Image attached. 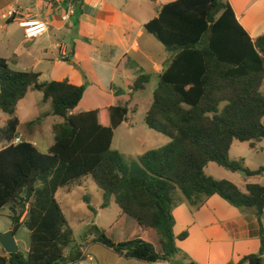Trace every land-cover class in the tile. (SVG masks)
I'll return each instance as SVG.
<instances>
[{"label":"trees","instance_id":"1","mask_svg":"<svg viewBox=\"0 0 264 264\" xmlns=\"http://www.w3.org/2000/svg\"><path fill=\"white\" fill-rule=\"evenodd\" d=\"M144 28L172 54L144 119L148 129L169 141L130 163L112 149V139L127 118L131 95L144 90L149 76L125 82L122 106L71 114L85 85L41 82L39 73L15 71L0 58V112L8 116L7 145L0 149V210L11 205L14 236L21 227L29 232L26 254H7L0 246V264L80 262V244L56 194L87 178L102 193L100 209L114 203L121 213L118 221L134 223L124 242H113L103 230L93 236L94 242L126 260H173L179 250L172 211L181 198L198 209L216 195L237 209H253L261 224L264 186L247 184L243 192L230 181L208 176L205 168L213 163L234 173L243 171L247 178L264 173V167L251 171L243 159H229L234 141L248 143L251 149L264 142V34L252 40L226 0H176L164 5ZM29 91L42 93L51 115L62 119L52 126L54 142L46 153L28 141L14 142L17 105ZM84 200L96 214L88 197ZM263 255L261 229L259 253L229 264H263Z\"/></svg>","mask_w":264,"mask_h":264},{"label":"crops","instance_id":"2","mask_svg":"<svg viewBox=\"0 0 264 264\" xmlns=\"http://www.w3.org/2000/svg\"><path fill=\"white\" fill-rule=\"evenodd\" d=\"M174 1L176 0H0V58L7 60L15 71L21 70L20 61L27 60L31 62V68L27 71L39 73L40 78L49 74L52 77L50 81L67 80L75 86L85 85L83 98L74 109L77 111L72 110L71 114L110 107L116 101L123 102L127 93L125 82H133L137 77L147 75L150 77L147 85L152 79L156 80L157 85L159 76L169 66L172 54L144 27L158 16L164 5ZM226 1L230 4L236 21L252 40L264 34V0ZM13 9L18 11L21 19L46 23L47 32L36 39H25L23 30L15 20L3 18ZM260 92L264 96V81ZM92 93L91 98L88 95ZM100 94H106L107 97L101 99ZM61 122L62 119L57 123ZM124 122L132 124L128 117ZM158 134L150 130L144 134L143 139L136 138L135 142L160 141ZM162 141L164 140L160 142ZM235 143L237 141L231 145L229 155ZM245 144L249 147L248 143ZM249 149L264 152V145L259 142L253 149ZM239 159H243L245 168L257 170L247 167L245 158ZM208 166L205 173L211 176ZM211 170L223 176L224 180L234 183L243 192L247 184L264 186V173L250 178L244 175L238 180L235 177L238 175L226 169V172ZM61 189L65 190V194L70 191L69 187ZM172 215L173 234L179 253L169 264H229L237 263L244 256L259 253L264 214L259 224L253 209H237L214 195L198 209L191 208L181 198ZM184 233L186 237L178 240ZM91 240L92 237L83 238L86 246L80 250L91 255L96 264H101V255L88 252L90 244H99ZM115 264L146 263L127 260V263L117 261Z\"/></svg>","mask_w":264,"mask_h":264},{"label":"rangeland","instance_id":"3","mask_svg":"<svg viewBox=\"0 0 264 264\" xmlns=\"http://www.w3.org/2000/svg\"><path fill=\"white\" fill-rule=\"evenodd\" d=\"M19 68L21 69L19 71L23 70L24 72H30L27 70H30L31 62L27 60L20 61ZM51 78L49 74H46L43 78H40V81L48 82L52 80ZM156 86V80L152 79L151 83L146 85L144 90L134 92L131 95V102L128 106L130 112L127 117L132 121V124L129 125V123L124 122L115 131L112 149L122 154L125 163L133 162L139 154L147 150L149 151L162 147L169 141L163 135L158 134L160 139L164 140L162 143L160 142L161 140H152L146 143L135 142L136 138L143 139L145 136L144 134L150 132L145 125L144 119L152 102L153 91ZM88 96L92 98L93 93ZM99 96L101 99L107 97L106 94H100ZM124 103L125 101L122 102L119 100L116 101L115 104L113 103V106H122ZM104 105L105 103L101 106ZM75 111H77V109L74 110V112ZM15 116L19 120L17 137H19L20 140L35 143L39 151L46 153L48 147L54 142L52 126L61 119L51 115V106L49 102H43L42 93L29 91L25 98L18 103ZM7 119L8 116L0 112V149L7 145V143L3 141L4 136L8 133V127L6 125ZM36 119L40 120V124L28 126L29 122ZM262 144L264 145V142H262ZM239 158H245L247 167L249 168L259 169L260 167H264V152L259 150L258 152L251 151L245 143H235V146L232 148V153L229 155V159L232 161L239 160ZM207 169L208 173L215 177L216 180H224L223 176L211 170L220 169L219 171L226 172L224 168L216 164H210ZM235 175H238L235 176L236 179H242L240 173L235 172ZM69 190V193L65 194V190L60 189L56 194V199L63 209L70 227L74 231L75 239L78 244H80V248L86 246V242L83 243V238L86 237L85 235H88L87 231L94 226L100 231H105L106 236L115 243L124 242L132 234L134 223L126 218L118 221L121 213L117 205L112 203L108 208L103 210L100 209L102 193L91 179H84L79 184L70 186ZM85 197H88L91 206L97 211V214L87 209V203L84 200ZM10 207L11 205H7L0 210V235L8 232L12 228L10 220L12 212L10 211ZM16 210L18 211V209ZM23 218L24 214L21 219ZM115 221H118L117 225L109 230ZM28 236L29 232L25 227H21L14 236L17 248L23 254H26L28 250ZM88 237H92L91 241H93L92 235H88ZM88 252L96 256L97 254L101 255V257H99L103 260L101 264H115L117 261L127 263L126 259L120 258L113 251L100 244H90Z\"/></svg>","mask_w":264,"mask_h":264},{"label":"built area","instance_id":"4","mask_svg":"<svg viewBox=\"0 0 264 264\" xmlns=\"http://www.w3.org/2000/svg\"><path fill=\"white\" fill-rule=\"evenodd\" d=\"M4 19L10 20L13 19L17 22L19 28L23 30L24 38L28 40L36 39L44 35L48 28L46 23L38 20H28V19H21L18 17V11L13 9L9 11L7 14L3 16ZM19 139H16V143L19 142ZM88 263V264H96L93 257L83 251V256L78 264Z\"/></svg>","mask_w":264,"mask_h":264},{"label":"water","instance_id":"5","mask_svg":"<svg viewBox=\"0 0 264 264\" xmlns=\"http://www.w3.org/2000/svg\"><path fill=\"white\" fill-rule=\"evenodd\" d=\"M238 173H240L242 176L245 175L243 171H238ZM87 234L92 236H99L101 234V231L94 226L87 231ZM0 246L7 254H16L18 252V248L14 238L13 227L8 232L0 235Z\"/></svg>","mask_w":264,"mask_h":264}]
</instances>
